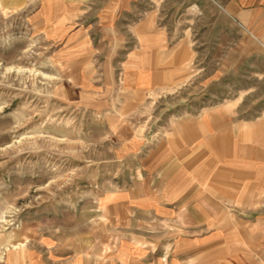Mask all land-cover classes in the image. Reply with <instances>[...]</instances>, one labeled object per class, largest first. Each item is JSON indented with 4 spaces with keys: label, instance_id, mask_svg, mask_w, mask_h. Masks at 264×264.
<instances>
[{
    "label": "rangeland",
    "instance_id": "1",
    "mask_svg": "<svg viewBox=\"0 0 264 264\" xmlns=\"http://www.w3.org/2000/svg\"><path fill=\"white\" fill-rule=\"evenodd\" d=\"M106 4L0 0V264L5 245L21 241L39 256L90 247L93 237L106 250L101 236L122 229L108 200L140 183L141 156L173 124L250 89L212 79V64L169 88H133L136 37L103 35ZM170 10L165 25L184 28L186 6L174 17Z\"/></svg>",
    "mask_w": 264,
    "mask_h": 264
},
{
    "label": "crops",
    "instance_id": "2",
    "mask_svg": "<svg viewBox=\"0 0 264 264\" xmlns=\"http://www.w3.org/2000/svg\"><path fill=\"white\" fill-rule=\"evenodd\" d=\"M107 1L98 13L103 35L136 37L133 88H169L191 80L194 66L212 64V79L250 89L173 124L170 137L141 156L140 183L108 200L122 229L101 236L106 250L93 237L90 247L83 241L39 256L21 241L5 245L1 264H264V0ZM184 5L189 20L170 29L166 8L174 17Z\"/></svg>",
    "mask_w": 264,
    "mask_h": 264
},
{
    "label": "bare ground",
    "instance_id": "3",
    "mask_svg": "<svg viewBox=\"0 0 264 264\" xmlns=\"http://www.w3.org/2000/svg\"><path fill=\"white\" fill-rule=\"evenodd\" d=\"M16 245V244H15ZM24 245V244H23Z\"/></svg>",
    "mask_w": 264,
    "mask_h": 264
}]
</instances>
